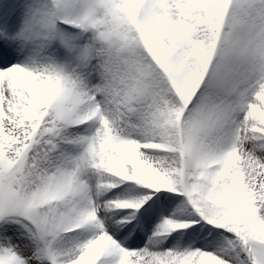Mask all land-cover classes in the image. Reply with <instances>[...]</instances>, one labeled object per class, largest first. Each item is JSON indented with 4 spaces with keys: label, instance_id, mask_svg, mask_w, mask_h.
Segmentation results:
<instances>
[{
    "label": "snow or ice",
    "instance_id": "obj_1",
    "mask_svg": "<svg viewBox=\"0 0 264 264\" xmlns=\"http://www.w3.org/2000/svg\"><path fill=\"white\" fill-rule=\"evenodd\" d=\"M0 264H264V0H0Z\"/></svg>",
    "mask_w": 264,
    "mask_h": 264
}]
</instances>
